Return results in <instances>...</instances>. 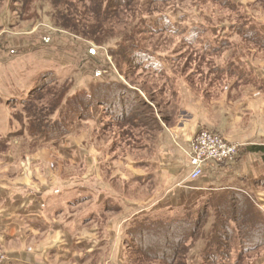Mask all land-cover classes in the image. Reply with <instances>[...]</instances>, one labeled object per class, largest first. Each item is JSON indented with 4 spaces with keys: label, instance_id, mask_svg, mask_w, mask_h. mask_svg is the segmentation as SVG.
<instances>
[{
    "label": "rangeland",
    "instance_id": "374dc122",
    "mask_svg": "<svg viewBox=\"0 0 264 264\" xmlns=\"http://www.w3.org/2000/svg\"><path fill=\"white\" fill-rule=\"evenodd\" d=\"M21 2L25 3L23 13L16 10ZM107 2L108 0H0V141L7 143L6 147H0V179L14 186L25 184L28 180L29 185L48 191L58 184H81L82 194L89 192V185L92 184L95 189L112 191L120 195L121 201L149 206L160 200L168 181L164 182V179L157 181V177H153L149 182L139 183L134 181L136 179L132 177L133 172L155 171L162 161L160 156L169 154L170 146H173L175 153L172 152L173 156L170 155L172 158L166 161L173 160L177 166H174L167 176L176 174L173 182L185 178L187 165L190 166L191 159V147H188L187 141L194 134L192 126L195 122L203 119L212 127L225 125L231 127L234 125V115L243 111L248 123L239 127V121L235 122L233 133L226 134L234 139L231 141L238 142L236 140L242 139L251 143L255 140L257 132L264 131V84L259 80L264 77V47L238 37L239 34L233 32L228 37L229 41L232 40L229 49L213 53L208 58H201L191 53V49L197 47L204 50V40L201 41L202 39L198 37L186 46L181 39L188 35L187 31L182 34V31L173 27L157 34L137 32L133 39L157 50L153 62L166 66L165 75L155 76L145 70L142 71L118 55L116 60L120 66L119 71L116 69L117 72L109 65L110 63L115 67L113 57L109 55V44L105 43L114 41L126 30L133 29L145 14L168 7L159 3L150 5L146 0H129L126 3L123 0H109L112 7L115 5L109 10L106 8ZM238 3L244 11L262 20L264 25L263 3L255 0H239ZM190 7L197 8L200 17L205 20H208L207 15L213 17V21L227 17L230 11L228 8L213 4L207 6L190 4ZM182 21L183 25L196 23L191 16H184ZM223 35L226 36L225 33ZM203 39L211 41L208 50L218 45L215 37L208 32L203 35ZM172 50H176L180 55L176 65L169 68V64L168 66L165 64L164 52ZM226 63H236L237 67L233 66L237 71L229 69L230 64L223 66ZM213 65L224 70H234V73L213 70ZM44 75L50 77L42 80ZM67 78L74 80L72 93L76 89L87 88L89 82L99 78L104 82L112 81L108 79L119 80L125 87L136 89L145 95L150 105L132 95L124 99L108 98L105 99L108 110H113L114 106H120L121 103L125 109L127 104L124 100H134L137 109L132 111V114H135L140 122L126 121L119 124L109 122L106 127L100 128L96 127L94 121L80 125L76 133L68 134L60 141L48 144L30 142L25 136L23 124L15 122L12 113H20L23 101L30 96L32 89L40 84L41 80L42 83L49 82L51 86L41 89L27 107L26 114L37 119L34 124L37 131L40 128L38 120L43 125L45 123L40 118L43 115V108L51 103L57 105L60 95L64 92L65 87L54 82H64ZM244 79H252L255 82H246ZM259 86L262 88L258 89ZM101 92L107 94L109 90L104 88L98 94ZM83 103V99L80 98V102L76 103V109L84 107ZM185 124L189 126L188 132L179 134L178 131ZM58 129L55 127L53 131ZM221 136L228 139L222 134ZM51 147L65 154L81 156L82 161L79 163L65 161ZM40 156L42 158L38 160ZM9 158L16 159L15 163H10ZM145 160L153 161V164L151 163L149 167L139 166L137 169L130 165L131 162ZM207 164L209 162L204 168ZM189 168L191 171V167ZM251 196L253 202L259 200L260 207L261 199L253 194ZM201 202L199 199L196 201L190 199L187 202L190 206L186 208L187 211L197 210L198 208L194 207L201 205ZM106 203L109 209L118 205L111 198ZM237 203L239 206L242 205ZM121 205L123 210L107 211L86 223L82 236L94 233L93 236H110L112 240L111 243L105 244L101 256L86 264H138L137 258H143V253L129 250L125 244L128 236L126 231L131 227L140 235L142 227L144 229L149 227L147 219L152 220L156 216L146 215L139 218V215H134L124 224H122L124 221L121 222L119 230H113L109 235L110 226L114 224L112 226L114 228L120 220L129 216L133 207L124 202ZM248 206L251 207V203ZM204 213L206 214L204 210L200 212L201 220L203 219V223L207 220L204 226L208 231L215 216L213 211L207 215ZM180 214L158 212V216L166 218H178ZM89 215V208L81 209L79 221ZM50 238L51 236L47 237L48 240ZM202 242L203 239L200 238L191 250V264L201 263L199 258ZM28 247L36 248L35 245ZM134 248L136 249L137 245ZM4 253L0 250V255ZM130 254L133 255V263L129 260ZM262 256L264 257V245L253 247L242 255L240 264H264ZM60 264L76 263L62 261Z\"/></svg>",
    "mask_w": 264,
    "mask_h": 264
},
{
    "label": "trees",
    "instance_id": "16d2710c",
    "mask_svg": "<svg viewBox=\"0 0 264 264\" xmlns=\"http://www.w3.org/2000/svg\"><path fill=\"white\" fill-rule=\"evenodd\" d=\"M22 1V0H20ZM124 3L129 0H123ZM148 4H163L168 9H162L160 11L154 10L148 14L142 16L138 20V24L130 30H126L125 33L120 34L114 41H107L105 44H109V50L113 57V65H109L115 71H119L120 63L116 60L117 55L131 65L138 66L142 71L154 74L156 76H164L166 66L155 64L153 57L156 56V49L147 47L140 44L138 40H134L135 34L147 33L157 34L162 31H166L170 28L176 27V30L182 31L184 34L188 32L187 36H183L181 42L186 46L200 37L204 40V50L191 49V53L198 55L201 58H208L213 53H220L223 49H229L231 47L232 40L229 41L228 37L237 32L245 40L255 42L258 46L264 47V25L262 20L254 17L250 12L244 11V8L238 3L239 0H146ZM245 1V0H241ZM260 1L264 4V0ZM110 3V4H109ZM194 5H217L228 8L229 15L227 17L217 18L213 21V17L207 15V19L200 17L197 8L190 7V4ZM17 5L16 10L23 13L24 4ZM57 4V3H56ZM246 6V5H245ZM111 2H107L106 8L109 10L114 8ZM184 16H191L196 20V23L191 25H183L182 18ZM228 18V19H227ZM257 19V20H255ZM58 24L59 21H57ZM171 30V29H170ZM210 33L218 41V45L213 49L208 50V46H211L209 39H203L205 33ZM226 34L224 36L223 34ZM195 46V44L193 45ZM190 48V47H189ZM166 54V65L169 68H173L178 61L179 52L176 50L164 52ZM229 69L233 68L234 63H229ZM213 70L226 71L229 74H233L234 70H224L213 65ZM117 69V70H116ZM117 71V72H118ZM163 72V73H162ZM120 73V72H119ZM50 77V75H44ZM153 77V76H152ZM38 84L30 92V96L23 101V108L20 113H12L13 120L23 124L25 129V136L30 142L39 144H48L55 141H60L68 134L76 133L80 125L85 123L96 122L100 128L106 127L109 122L124 123L126 121L139 123L140 119L136 118L132 111H136V102L130 100H124L127 104L126 108L120 106H114V109L108 110V103L105 99L113 98H126L132 95L136 99H141L150 105L145 95L143 96L138 90L125 87L119 80L108 79L112 81L104 82L103 79L93 80L89 82L87 88L82 87L79 90H74V80L67 78L64 82H54V84L63 85V94L59 97V102L55 104H47L43 108L42 122H39V128L35 130V122L37 119L35 116L26 114L27 107L30 105L32 98L38 94L41 89L43 90L47 86H51L49 82ZM109 90L107 94L100 90ZM100 95V97H99ZM80 98L83 99L81 109H76V103L80 102ZM122 102V101H120ZM107 105H104L106 104ZM133 104L132 106L130 104ZM55 105V106H54ZM128 108V111H126ZM33 109V108H32ZM124 110V112H123ZM28 113V112H27ZM23 114V115H22ZM158 121V120H157ZM14 122V121H13ZM56 127L57 131H53ZM24 137V136H23ZM6 147L7 144L0 141V147ZM44 146V145H42ZM140 182V181H139ZM255 187L264 189V177L257 179L254 183ZM201 205L195 206L197 210L187 211L185 208L178 218L175 217H163L158 216V213H142L139 218H143L146 215L155 217L152 220H148L149 227L144 229L142 227L141 233L136 234V229L128 227L126 233L128 234L125 244L129 247V250L143 253L142 259L137 258L138 264L144 262L154 263L161 262L163 264H191L190 252L195 247V243L202 238L203 245L200 250V264H240L242 255L246 254L253 247L264 245V213L258 209L256 202H253L251 193L244 188H228L223 192H211L207 196L202 197ZM199 200V201H200ZM242 204L239 206L237 203ZM251 203V207H249ZM108 205V204H107ZM205 208V209H203ZM208 213L213 211L215 216L211 221V227L204 226L203 219L201 220V211ZM165 213V212H160ZM256 215V216H255ZM204 218V217H203ZM145 219V218H144ZM177 219V220H174ZM153 235V236H152ZM130 236V237H129ZM231 244V247H230ZM137 248L135 249L134 247ZM132 247V248H131ZM235 251H237L235 253ZM129 260L133 263V255H129Z\"/></svg>",
    "mask_w": 264,
    "mask_h": 264
},
{
    "label": "crops",
    "instance_id": "0c3cea01",
    "mask_svg": "<svg viewBox=\"0 0 264 264\" xmlns=\"http://www.w3.org/2000/svg\"><path fill=\"white\" fill-rule=\"evenodd\" d=\"M233 65L236 66V63ZM234 66L233 69L236 70L237 68ZM237 79L241 80L239 77ZM259 80L264 84V77ZM245 81L255 82L252 79ZM261 88L259 86L258 89ZM202 120L193 124L192 131L194 134L197 131L208 129L220 133L230 140L234 139L226 134L231 135L233 133L232 128L236 126V121H239V127L248 123L243 111L234 115L233 120L235 121L231 127L227 125L212 127L207 121ZM182 127L178 131L179 134L188 132L189 126L187 124L182 125ZM193 135L187 141L189 148L192 144ZM263 138L264 131L257 132L255 140L251 143L242 139H240L241 141L235 139L241 144V150L233 162L224 165L209 162L204 168L203 174L194 180L188 177L190 166L187 165L185 178H180L174 182L176 174L167 176L171 169L177 166L173 160L166 161L175 153L172 149L173 146H170L169 151L171 152L164 157L163 155L160 156L162 161L158 169L146 173L133 172L132 174V177L136 179L134 181H140L139 183L149 182L153 180V177H157V181L161 179H164V182L168 181L160 200L149 206L121 201L120 195L112 191L95 189V186L90 183H88L90 184L89 192L86 191V194H82L81 184H58L48 191L35 185H29L28 180L25 181V184L14 186L0 179V250H3L8 257L6 264H60L62 261L86 264L101 256L105 244L112 241L110 236H93L94 233L82 236L86 223L104 215L107 211L123 210L121 205L123 202L133 207L130 209L128 218L120 220L114 228L112 227L114 224L110 226L109 235L113 230H119L121 225L134 215L146 212L176 214L190 207L187 204L190 199L200 200L208 193L223 192L228 188H244L249 193L256 195V198L261 199V205L258 208L264 213V189L254 186L257 179L264 177ZM51 148L65 161L76 163L82 161L81 156L65 154L56 148ZM41 158L40 156L38 160ZM15 161L16 159L9 158L10 163H15ZM151 163L153 164V161H134L130 165L137 169L144 165L149 167L152 165ZM109 198L118 205L109 209L106 206ZM258 202L259 200L256 201L257 206H259ZM88 208L90 215L80 222L78 216L80 210ZM114 208L118 209L113 210ZM121 222L123 223L121 224ZM48 236H51L50 240L47 239ZM30 245H35L36 248L28 247Z\"/></svg>",
    "mask_w": 264,
    "mask_h": 264
},
{
    "label": "built area",
    "instance_id": "2783aa9c",
    "mask_svg": "<svg viewBox=\"0 0 264 264\" xmlns=\"http://www.w3.org/2000/svg\"><path fill=\"white\" fill-rule=\"evenodd\" d=\"M240 144L221 136L220 133L200 130L194 137L191 146L190 175L194 180L199 178L208 162L226 164L236 159L239 154ZM7 255H0V264H6Z\"/></svg>",
    "mask_w": 264,
    "mask_h": 264
}]
</instances>
